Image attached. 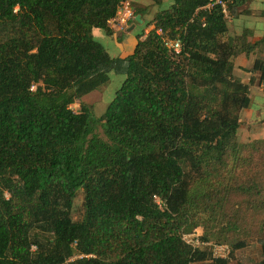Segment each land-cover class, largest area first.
I'll return each mask as SVG.
<instances>
[{
    "label": "trees",
    "instance_id": "trees-1",
    "mask_svg": "<svg viewBox=\"0 0 264 264\" xmlns=\"http://www.w3.org/2000/svg\"><path fill=\"white\" fill-rule=\"evenodd\" d=\"M123 1L0 0V264H264V171L255 172L264 140L235 142L250 98L231 61L254 53L249 69L264 86V33L242 45L219 5L172 0L144 23L131 54L113 57L90 31L111 35ZM225 1L230 17L264 16L247 8L253 0ZM130 7L142 22L143 8ZM111 72L124 79L92 115L79 99ZM228 152L233 162L218 171ZM240 208L258 212L240 224ZM210 216L221 221L208 225ZM196 228L231 245L229 256L191 250L181 235ZM248 237L259 259L228 263Z\"/></svg>",
    "mask_w": 264,
    "mask_h": 264
},
{
    "label": "rangeland",
    "instance_id": "rangeland-1",
    "mask_svg": "<svg viewBox=\"0 0 264 264\" xmlns=\"http://www.w3.org/2000/svg\"><path fill=\"white\" fill-rule=\"evenodd\" d=\"M171 1L172 0H163L160 6L153 5L149 0L127 1L130 10H132L130 5H132L133 8H143L142 22H135L133 29L126 32L125 28L134 22L133 18L135 15H133L131 22L126 25H120L116 20H113L109 23V26L112 28L111 35L106 34L105 31L100 28L93 27L90 31L91 38L100 43L110 56L125 57L132 53L136 41V34L140 32L144 23L151 19L153 13L156 10L164 9L169 3H171ZM126 33L130 35H128L127 38H123V34ZM123 79L124 76L111 72L108 75V80L104 84L84 95L79 100L84 102L92 115L99 116L104 111L106 104L110 101L115 90L120 86ZM246 84H248L249 88L250 103L248 107L241 109L239 112L240 124L235 134V142L242 144V149H248L250 147L249 144L253 141L264 140V86L260 84L258 80L256 81L253 79L252 76L249 78ZM79 100H74L70 104V108L74 112L79 111ZM236 156H239V153H236ZM233 160L234 155L228 152L223 157V160L216 165L217 170L226 171ZM263 171L264 168L260 164H257L255 167L256 176H259V172L263 173ZM80 211L81 194L78 193L73 202V218H76ZM257 212L258 211L255 209L250 211L248 209L240 208L234 213L235 215L233 218H236L235 221L240 224H249ZM215 221L220 222L221 220L210 216V223H208V225L214 224ZM198 227L201 230V226ZM248 238L249 239L244 238L241 242L242 246L236 249L233 255H230L228 263H232L235 259H237V257L249 262L257 261L259 259V250L255 239L253 237Z\"/></svg>",
    "mask_w": 264,
    "mask_h": 264
},
{
    "label": "built area",
    "instance_id": "built-area-1",
    "mask_svg": "<svg viewBox=\"0 0 264 264\" xmlns=\"http://www.w3.org/2000/svg\"><path fill=\"white\" fill-rule=\"evenodd\" d=\"M212 4H217L220 6V10L224 15L225 20H228L230 18L229 14L227 13V3L225 0H210L205 6L201 7L200 9L209 8ZM132 18L133 11L129 9L128 2L123 1L117 7L115 16L108 21V25L113 20H116L120 25H126L131 22ZM198 20L200 24L203 25V17H200ZM150 28L151 27H149L148 29ZM147 30H145V32H147ZM155 32L160 36L164 46L175 53H178L181 50V43L178 37L174 39L168 38L165 34L162 33L161 28H156ZM153 199L160 210L165 207L164 200L155 195L153 196ZM181 239L186 245L189 246L191 250H198L207 247L210 248V252L215 258H226L229 256L230 246L227 243H212L210 241L202 239L200 230L198 228L194 229L191 232L183 233L181 235Z\"/></svg>",
    "mask_w": 264,
    "mask_h": 264
},
{
    "label": "crops",
    "instance_id": "crops-1",
    "mask_svg": "<svg viewBox=\"0 0 264 264\" xmlns=\"http://www.w3.org/2000/svg\"><path fill=\"white\" fill-rule=\"evenodd\" d=\"M247 8L255 11L264 10V0H253ZM226 23L231 34H239L241 36L242 45H247L260 39L264 33V16L255 13L246 15L238 13L235 17H230ZM128 35L130 34L126 33L125 38H127ZM253 57L254 53L245 55L242 52L231 57L233 74L239 77L244 83H246L251 76L256 81L258 80L259 73L249 69Z\"/></svg>",
    "mask_w": 264,
    "mask_h": 264
},
{
    "label": "water",
    "instance_id": "water-1",
    "mask_svg": "<svg viewBox=\"0 0 264 264\" xmlns=\"http://www.w3.org/2000/svg\"><path fill=\"white\" fill-rule=\"evenodd\" d=\"M134 20H136V22H138V23H141V19H140V17H139L138 14L134 16ZM134 25H135V23H131V24H129V25L125 28V31L127 32V31L132 30L133 27H134ZM122 37L125 38V34H123Z\"/></svg>",
    "mask_w": 264,
    "mask_h": 264
}]
</instances>
